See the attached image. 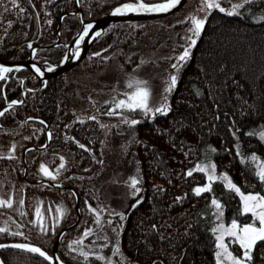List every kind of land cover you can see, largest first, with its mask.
I'll list each match as a JSON object with an SVG mask.
<instances>
[{
  "label": "trees",
  "instance_id": "16d2710c",
  "mask_svg": "<svg viewBox=\"0 0 264 264\" xmlns=\"http://www.w3.org/2000/svg\"><path fill=\"white\" fill-rule=\"evenodd\" d=\"M126 1L136 2L79 0V4L87 18L95 19ZM218 1L229 6L240 0ZM203 2L190 0L176 13L160 19L110 25L83 62L49 79L43 89L26 91L23 104L14 105L1 117L5 126L16 125L27 115L50 122L49 145L27 152L28 176L32 180L42 178V164L54 170L63 163L58 180L70 183L81 194V221L64 233L59 243V256L67 264H105L97 258L103 254L88 245L96 238L103 243L104 254H114L119 246V253L133 264H216L212 231L216 219L211 200L216 198L223 205L226 220L243 221L246 215L241 214L239 196L220 181L213 182L211 192L195 195L193 190L206 182V175L193 171L188 176L187 172L198 162H212L216 173H227L242 191L264 192L254 166L240 157L241 153L252 152L264 157V141L258 132L264 124V18L254 19L264 12V0L247 1L240 14L233 16L205 8L204 30L191 50V58L179 69L178 84L168 98L171 110L167 115L157 113L153 118L137 110L133 116L141 122L125 123L124 115L112 117L102 112L105 108L94 88L92 79L101 69L112 64L132 68L152 50L171 54L163 59L164 73L175 71L171 67L175 56L189 45L186 38L193 28L189 17L200 12ZM76 7V0H16L15 4L0 0V54L7 59L14 55L26 58L31 43L55 42L60 25L62 43L38 48L35 54L39 61L60 63L66 43L81 29L78 14H66L62 21L60 16ZM7 74V79L0 81V110L11 100H22L24 88L40 85L27 68ZM92 116L96 119H88ZM46 127L40 120L31 119L20 128L0 130V177L12 174L23 185L26 206L38 188L56 190L24 179L23 148L27 144L44 145ZM18 139L23 142L20 153L7 158L10 155L3 148ZM126 163L141 181L137 185L140 192L134 196L131 189L124 206H118L115 200L107 206L109 187L121 180L119 175ZM60 191L76 203L72 190ZM137 201L142 202L133 207ZM88 205L104 209L101 214L111 223H102L87 237V243L72 245L71 238L95 222ZM73 209L62 227L76 220L75 206ZM109 210L123 213L125 219L110 215ZM59 230L37 235L29 225L17 232L7 229L0 233V244L29 241L51 254ZM81 247L89 252L87 261L79 254ZM0 255L5 264H53L39 254L11 247L0 249ZM253 256L254 264H264V242L257 244Z\"/></svg>",
  "mask_w": 264,
  "mask_h": 264
},
{
  "label": "snow or ice",
  "instance_id": "6c2138e0",
  "mask_svg": "<svg viewBox=\"0 0 264 264\" xmlns=\"http://www.w3.org/2000/svg\"><path fill=\"white\" fill-rule=\"evenodd\" d=\"M79 3V0H77ZM12 3L15 4L16 0H12ZM181 3V0H167L165 3H159V4H147L144 2V0H136L135 3H124L119 7H116L113 10V15H125L128 13H161V12H168L171 9L177 7ZM204 5L206 9H213L216 8L221 12H225V9L220 7V4L217 2V0H204ZM244 7V5L237 4L233 7L231 11H228L226 14L229 16L233 15H239L238 9ZM7 11V9H5ZM191 23L193 24V28L190 29V31L193 33V36L187 37L186 39L189 41V46L184 48L182 51V54H180L178 57H176L177 63L172 64V68L176 71V74H172L170 76V82L169 86L167 88V92H172L177 84H178V73L179 69L182 68L188 60L191 58V49L194 48L197 44V38L200 37L202 34L206 21L207 16L204 18H196L195 16L189 17ZM92 25L88 24L85 25L84 32L82 35L78 37L79 40H83L85 36L88 35L89 30L92 29ZM95 36H100L101 33L99 31L94 33ZM195 37V38H193ZM31 47V45H29ZM78 58V53L74 54ZM95 55H100V53H96ZM141 64L145 63V61H141ZM140 65H137V68H139ZM52 68H49L48 71H52ZM13 69L9 67H5L3 65H0V81H4L7 79L6 74L12 72ZM35 71L39 73L41 76H43V72H41L40 68H35ZM135 90L131 92L130 94L125 93L126 99H121L118 102H115L114 107L108 111L106 114L109 116L117 115V114H123V112H136L139 110L140 112L144 114L151 113L152 117L154 118L157 113L161 115H167L168 112L171 110L170 106L165 102L163 106L156 107L154 110L150 107L149 101L151 97V91L149 87L147 86V81L144 80H137L135 81ZM129 88L133 87V83L130 82L128 84ZM199 94V93H197ZM167 100V97H165V101ZM23 104V101H11L10 104L4 109L0 110V117L5 116L6 113L10 112L14 105ZM117 110H120L118 113ZM33 119V118H29ZM90 120H95L96 117L92 116L89 117ZM125 123H130L131 125L139 124L141 121L132 119L130 122L128 121L127 117H125L124 120ZM40 123H44L43 121H40ZM0 130H2V126H0ZM251 135V133H249ZM49 139H51V133L48 134ZM260 139L264 141V131L260 132ZM46 147V145H45ZM81 148H84V145H80ZM12 151H15V147L13 146ZM214 151V149H213ZM7 158H14L12 156H9ZM63 160V157H61ZM250 164H255L256 168L258 169L255 172V175L259 179L262 185H264V163H259V157L256 155H251L249 158ZM241 162H244L243 160ZM65 165L63 163L60 164V169H63ZM40 171L43 173L45 177H48L51 180H56L57 176L59 174V169L56 170V173H53L50 171L46 166L41 165ZM193 171H198L201 173H205L206 175V184L201 187H196L193 191L195 195L199 196L202 193L205 192H211L212 191V184L213 182L220 181L224 185H226L227 189L230 192H233L234 194H237L241 201V214L242 215H249L251 216L250 222L247 223H239L238 219H232L229 226H225L223 222L217 224L213 229V233L215 235V247L217 251L214 253L216 264H254V256L253 253L256 251L257 244L260 242H264V192H244L242 191L241 187L235 184L231 177L227 173H223L221 175L216 174V165L212 163L203 164V165H197L194 170H189L187 172L188 176L193 175ZM140 179L137 177H133L130 180L129 186L134 190L133 195H137L140 192V189L137 187V185L140 183ZM180 199V198H178ZM142 201H137L136 205H133V207H137ZM24 201L20 200V204L23 205ZM211 204L215 207L216 212L215 216L217 220H222L223 217V205L215 198L211 200ZM0 207H12V200L11 199H0ZM89 211L95 216V223L100 226L103 224H110V220H103L101 219V213L104 211V209H97L92 207L91 205H88ZM61 211V217L63 215V211ZM109 214H115L118 215L120 220L123 221L125 219V215L123 213H113L111 210H109ZM21 215H24V213H21ZM36 220L32 223H36L40 231L43 233H47L48 227L47 223L44 220L43 213L38 208L36 210ZM55 227V218L53 223V228ZM155 227V226H153ZM115 231V229H113ZM7 228H0V233L6 232ZM94 233L93 229H88L84 231L83 237L87 238L88 236L92 235ZM13 235H23V233H13ZM107 239V237H104ZM226 238L227 242H226ZM72 245H83V240H75L72 242ZM70 245L69 247L72 248V251H76V248ZM230 246H238L241 251L239 254H234L233 251H230ZM16 248L21 249L24 251H27L29 253H35L39 254V256L43 257L44 259L48 261H52L53 257L48 256L45 251H43L39 247H33L29 246L28 244H13V245H3L0 244V249L3 248ZM120 249L119 246L116 248V253H119ZM80 256L84 258L85 261L89 258V252L85 251L83 247H81ZM100 260L106 259L105 256H98L97 257ZM58 259V257L56 258ZM0 264H4L3 260H0ZM62 264V262H61ZM127 264H130V261L127 262ZM155 264V262H154Z\"/></svg>",
  "mask_w": 264,
  "mask_h": 264
},
{
  "label": "rangeland",
  "instance_id": "374dc122",
  "mask_svg": "<svg viewBox=\"0 0 264 264\" xmlns=\"http://www.w3.org/2000/svg\"><path fill=\"white\" fill-rule=\"evenodd\" d=\"M247 1L249 0H240L238 2H235V4H232L229 6H225V5L222 6L217 0V2L220 4V7L224 8L226 12L231 11L233 7L237 4L245 5ZM241 8L238 9L239 12L241 11ZM204 10H205V5L203 2L200 8V12L196 13L194 16L198 19L204 18V14H205ZM262 18H264V12L257 14L256 17L254 16V19H262ZM188 34H189L188 37L193 36V33L190 30ZM170 57H172L171 54H167L162 51L159 52L157 50H152L148 53L143 54L140 62L145 61V63L141 64L139 62L137 64V65H140L139 68H137V65H135L132 68L127 69L119 64L118 65L112 64V65L107 66V68H103L100 71H98L96 75H94L92 81H94L95 91H97V94L100 97V101L103 102V105L105 108L104 109L105 111H102V112L107 113L114 107L115 102H118L121 99H126L125 93L130 94L131 92L135 90V87H136L135 81L137 80L147 81V86L149 87L151 91V97H150L149 104L153 110L156 107L163 106L165 102H167V104L169 105L168 98H169V95L173 91L169 93L167 92V88L169 86L170 76L172 74H175V71H171L170 73H168V75L167 73L165 74L164 67H163V59L170 58ZM174 61L176 63L177 61L176 56L174 58ZM130 82L133 83L132 88L128 87V84ZM165 97H167L166 101H165ZM117 111L118 113L120 112V110H117ZM120 115H124L128 119L129 118L137 119V117L133 116L134 112L129 113L126 111L123 112V114L113 115L112 117H120ZM147 115L152 116L151 113ZM261 131H264V124L258 127L259 134ZM22 143H23L22 139L14 140L13 143L3 148L4 153L10 156H13V157L16 156L18 153H20L19 147L22 145ZM13 146L15 147V151H12ZM253 154L260 158L258 161L259 163H264V157H261V155L258 154L257 152L248 153L247 155H244L243 153H241L240 157L243 160L249 161L248 158ZM208 163H212V162H198L196 166L208 164ZM101 164H102V161L100 162L98 167H100ZM251 165L254 166L256 171L258 170L255 164H251ZM57 169H59V174H60V171L62 169H60L59 165L58 167H55L54 170L53 169H49V170L52 171L53 173H56ZM132 169L133 168L129 166L128 163L124 164L123 169H121V172L119 175L122 181L119 179L114 181V183H112V185L109 187L108 193L106 194L107 201L105 204L107 206L111 204L112 200H115L118 206L119 205L124 206L125 201L129 199V196H130L129 194L132 191L131 190L132 188L129 186L130 180L133 177L138 178L136 172L133 171ZM216 174L218 176L221 175V173L220 174L216 173ZM42 176H43L42 178L44 179H49L48 177H45L43 173H42ZM58 176H57V179L53 181H57V182L61 181V180H58ZM206 182L204 184H199L197 187L204 186ZM22 189H23V185L18 184V182H16V179L12 177V174H6L4 175V177H0V199H5V200L11 199L12 200L11 208L0 207V213H2L0 215V228H7L8 230L17 232L19 229L24 227V225H27V226L29 225L34 230L33 231L34 234H37V235L50 234L58 229H61L60 227H62L65 224V222L69 218H71L72 214L74 213L73 208L76 203L73 204V202L70 201L68 195L60 191V190H65V189L54 188L56 189L55 191H50V190H44V189L38 188L36 194L32 196L31 201L29 204H27V206H26V203H23V205L20 204V200L24 201L23 192L21 191ZM240 204H241V201H240ZM38 208L43 213L44 220L47 223V227H48L47 233L41 232L39 226L36 223H32L33 221L36 220L35 213ZM60 210L63 211L62 217H61ZM215 212H216V209L214 207V216H215ZM21 213H24V215H21ZM27 216L29 217V219L27 218ZM82 216H83V213H82ZM54 218H55V227L53 228ZM101 219L102 221L104 220L103 214H101ZM215 219H216V216H215ZM235 219H238V218H235ZM231 220L232 219L226 220V217L224 216V213H223L222 220L216 219L215 224L213 225V228L221 222H223L224 225L227 227L230 225ZM250 220H251V216L249 214V215H246L243 221L241 220V218L238 219V222L247 223V222H250ZM90 229H93L95 231L99 229V226L94 222ZM85 230L86 229H84L81 234L74 235L71 238L72 242L75 240L82 239L83 244L87 243L88 238L84 239L83 237V233ZM33 232L31 234H33ZM215 235L216 234H214V238H215ZM227 239L228 238H226V242H227ZM215 244H216V241H215ZM88 245H92L93 247H96L95 249L100 251L103 254L102 256L106 257V259H104L105 264H127L128 262L126 261V258L120 253L115 252L114 254L110 256L106 253L104 254L103 243L100 242L97 238L94 239L93 242L92 241L89 242ZM230 251H233L234 254H239L241 249L238 246H230ZM130 264H133V263H130Z\"/></svg>",
  "mask_w": 264,
  "mask_h": 264
},
{
  "label": "water",
  "instance_id": "95a60500",
  "mask_svg": "<svg viewBox=\"0 0 264 264\" xmlns=\"http://www.w3.org/2000/svg\"><path fill=\"white\" fill-rule=\"evenodd\" d=\"M190 0H181V3L171 9L168 12H161V13H141V14H137V13H128L125 15H113V10L116 7L121 6L124 3H129L131 1H126L124 3H121L119 5H116L115 8H113L111 11L105 13L104 15L100 16V17H96L95 19H89L85 16L84 14V9L82 8V6L77 2L76 0V9H74L73 11H69V12H65L62 13L61 17V21L63 19V16L66 14H78L81 17V29L74 35L72 41H70L69 43H66V52L63 56V58L61 59V62L58 64H50L46 61H39L37 59H35V54H36V50L38 48H42V47H52L54 45H58L60 43H62L61 39H60V35H61V28L60 25L57 27L58 28V38L55 42H52V44H38V45H34V44H30L31 47H29V51H31L30 55L26 58H20L17 59L16 55H14L13 57H10V59L4 58L1 54H0V65H3L5 67H9L11 69H21V68H27L31 73H34L38 79H39V87L35 88V89H30V88H24L22 90V101L23 99L26 97L25 93L26 91H37L40 89H43V87H45L47 85V82L49 79L54 78L55 76H59L64 74V72H66L67 70L73 69L75 68L76 65H78L79 63H81L82 61L85 60V57L87 56V54L89 53V51L91 50V47L96 43V40H98V38H100V36L102 34H104V32L106 31V29L113 24H116V22H138L139 20H149V19H160V17H167L170 16L173 13H176L177 11H179L182 7H184ZM145 3H147L146 1H144ZM167 2V0H159V1H155V2H148L147 4H159V3H165ZM131 3H135V2H131ZM91 24L93 27L91 30H89V33L87 36L84 37L83 40H79L78 37L80 35L83 34L84 32V28L85 25ZM99 31L101 33L100 36H95L94 33ZM78 53V58L76 54ZM40 68L41 72H43V76H41L39 73H37L35 71V68ZM49 68H52V71H48ZM6 76H8V74H6ZM14 101V100H11ZM17 101V100H16ZM10 104V102H8L3 108H1V110H4L8 105ZM20 105V104H19ZM29 118H33L43 121L46 127V143L44 145L38 146V145H33V144H27L24 146V150L22 153V157L21 160L24 163V179L25 181H28L29 183L32 184H43L45 186H50L52 188H56V189H65V190H72L74 195H75V211L77 212V218L76 220L69 226H64L60 229V231L57 233L56 239L53 243V250L51 254H48L41 246H38L32 242H22V241H17V243H11V245L13 244H28L29 246H33V247H39L41 248L43 251H45L47 253L48 256L53 257V260L50 261L53 264H67L61 256H59V243L64 235V233L71 231V229L75 228L80 222L81 217H82V211H81V194L79 192V190L76 189V187H74L73 185H71L70 183H66L64 182V180L61 181H53V180H49V179H44V178H38L36 180H32L28 177V159H26L27 157V152L31 149H35V148H39V149H45V145L48 146L49 143L52 140V130H51V126H50V122L46 119L43 118L41 116H37V115H27L26 117L23 118V120H21L20 123L16 124V125H12V126H5L2 124L1 122V117H0V126H2V129L5 130H13V129H17L20 128L26 121L31 120ZM51 133V139H49L48 137V133ZM3 245H7V244H3ZM58 257V259H56ZM0 260H3V258H1L0 255ZM4 261V260H3ZM5 264V262H4Z\"/></svg>",
  "mask_w": 264,
  "mask_h": 264
},
{
  "label": "flooded vegetation",
  "instance_id": "af4514ba",
  "mask_svg": "<svg viewBox=\"0 0 264 264\" xmlns=\"http://www.w3.org/2000/svg\"><path fill=\"white\" fill-rule=\"evenodd\" d=\"M28 49H29V46H28ZM37 51V50H36ZM27 218L29 219V217L27 216Z\"/></svg>",
  "mask_w": 264,
  "mask_h": 264
}]
</instances>
